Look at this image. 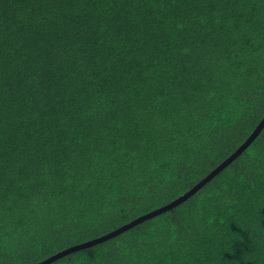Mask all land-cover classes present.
<instances>
[{"label":"trees","instance_id":"1","mask_svg":"<svg viewBox=\"0 0 264 264\" xmlns=\"http://www.w3.org/2000/svg\"><path fill=\"white\" fill-rule=\"evenodd\" d=\"M263 115L264 0H0V264L170 202ZM49 264H264V127Z\"/></svg>","mask_w":264,"mask_h":264},{"label":"water","instance_id":"2","mask_svg":"<svg viewBox=\"0 0 264 264\" xmlns=\"http://www.w3.org/2000/svg\"><path fill=\"white\" fill-rule=\"evenodd\" d=\"M264 127V115L259 120V122L256 124V126L253 128V130L247 135V137L236 147V149L229 154L226 158L221 160L212 170H210L205 176H203L200 180H198L195 184H193L188 190L183 192L181 195L177 196L170 202L156 207L145 214H142L136 218L131 219L128 223H125L119 227H117L114 230H111L105 234H102L100 236H97L95 238H91L88 240H85L83 242L73 244L71 246H68L62 250H59L55 252L54 254L44 258L43 260H40L34 264H49L50 262L67 255L73 251L83 249L89 246H92L96 243H101L109 238H112L119 233L123 232L126 229H129L137 224H140L141 222L152 218L156 215H159L160 213L170 210L173 207L179 205L183 201H185L187 198L192 196L198 189H200L202 186H204L212 177H214L217 173H219L222 169H224L230 162H232L241 152H243L246 147L257 137L261 129Z\"/></svg>","mask_w":264,"mask_h":264}]
</instances>
